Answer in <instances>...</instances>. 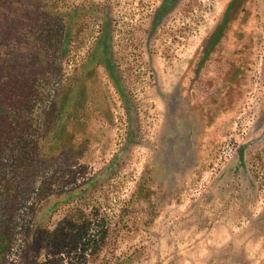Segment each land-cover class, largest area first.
<instances>
[{"label":"rangeland","instance_id":"374dc122","mask_svg":"<svg viewBox=\"0 0 264 264\" xmlns=\"http://www.w3.org/2000/svg\"><path fill=\"white\" fill-rule=\"evenodd\" d=\"M4 1L0 264H264V0Z\"/></svg>","mask_w":264,"mask_h":264},{"label":"trees","instance_id":"16d2710c","mask_svg":"<svg viewBox=\"0 0 264 264\" xmlns=\"http://www.w3.org/2000/svg\"><path fill=\"white\" fill-rule=\"evenodd\" d=\"M11 2V0H5L3 3H9ZM7 10H9V8L7 7ZM0 16H3V18L0 17V21H15L16 19H20V23L18 25H14L13 26H9L7 25V23H4V30L2 31V33H0V45L5 43V41L10 42V43H18L22 40H25L26 43H32L33 46H39V45H48L49 43H47L48 41H50L52 44H50V46L54 45L55 41H58L59 37H56V35L54 34L53 29L51 28H39L38 30L35 28H29V25L25 24V20L27 19V13H24L22 16L21 15H15L13 11L8 12V13H0ZM22 17V19H21ZM37 18V17H36ZM0 22V23H1ZM2 27V25H0ZM30 31H32L35 35L38 36H31ZM27 37V38H26ZM15 39V40H14ZM33 42H37L36 45ZM39 53V52H37ZM35 57L38 60H41L42 58L39 57L36 53H35ZM6 78H10V76H7ZM24 85H21L18 81H6V86L8 87H24L26 85H32L30 84L28 81V78L24 79ZM10 91V90H9ZM0 149H1V145H0Z\"/></svg>","mask_w":264,"mask_h":264}]
</instances>
